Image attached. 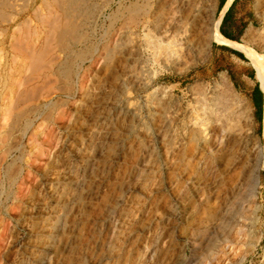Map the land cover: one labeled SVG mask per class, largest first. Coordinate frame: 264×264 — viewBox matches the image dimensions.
<instances>
[{"label": "rangeland", "instance_id": "rangeland-1", "mask_svg": "<svg viewBox=\"0 0 264 264\" xmlns=\"http://www.w3.org/2000/svg\"><path fill=\"white\" fill-rule=\"evenodd\" d=\"M41 1H18L28 7L14 25L0 20V264H264V142L234 77L240 69L260 85L251 55L264 60V0L240 6L252 23L239 42L245 60L210 41L205 59L183 50L171 66L149 45L153 18L167 8L189 23L194 1L78 0L85 40L37 70L11 35L31 20L37 37L26 41L41 46ZM200 7L208 34L216 0ZM64 57L68 76L58 71ZM24 90L32 101L13 103ZM217 96L232 104L244 141L196 111ZM129 105L134 116L121 111Z\"/></svg>", "mask_w": 264, "mask_h": 264}, {"label": "bare ground", "instance_id": "bare-ground-1", "mask_svg": "<svg viewBox=\"0 0 264 264\" xmlns=\"http://www.w3.org/2000/svg\"><path fill=\"white\" fill-rule=\"evenodd\" d=\"M18 1H20V0H0V20H2V21L5 20V22H7L8 24H13V23L15 24L17 22V18L19 16L21 17L22 13L28 7V6H24V7L19 6L20 4L19 5L17 4ZM25 1H28V0H25ZM77 1L78 0H42L41 1V3H44L48 9L47 10L48 15L46 17L41 16L40 18H38V22L44 28V30H43V42L41 43V46L39 44V46L34 47L33 43L30 44L29 41H26L27 39L31 38L32 36L37 37V33L35 31L36 29H34V26H32L31 20L25 19L24 22H22L21 24H18L16 26V28L13 30V33L11 35L13 37V39H16V40H17V38H23L24 39L23 44L20 43L17 46L14 45V50L17 47L18 51H20L24 55H26V57L30 61L29 62L30 65L33 68H35L37 70H39L40 68H43V69L44 68H48V69L52 68L53 64H55L57 59H59V57L55 53V50H59L61 53L65 54L66 51L70 49V46H77V45L79 46V43H81L82 41L85 40V38H84L85 33H84L83 25L80 24L79 22L75 21V19H74V17L76 15L84 12L83 9L81 8V7H83V5L80 7L78 4H81V3H78ZM182 1L183 2L194 1L192 13H191L192 15H191V19H190L189 23H182V21L179 18V15L177 14V11H171V9L161 8V9H159V11L156 12V16H154V18H153L152 30H154L155 33H153V34L149 33V34H151L150 37L152 39H154L153 41L149 42L151 49L153 48L156 51L155 54L159 55L160 57H163L169 66L173 65L172 59L179 57L182 54L183 50L190 52L196 48V52L200 51V52L204 53V59H205L207 57V55L209 54V51H210L209 50L210 49V41H215L216 43L228 46L229 48L234 49L236 51H240V52L246 51L247 52V48L244 45H242L240 43L230 42L228 40H225L219 34L218 27H219V24L221 21V16L219 17V19L217 21L216 20L211 21L210 29L208 30L209 31L208 34H206L205 30L203 31V27H202V23H201V19H200V17H201L200 4H201L202 0H181V2ZM231 1L232 0H228V4L231 3ZM51 2L57 3V7H59V9L62 12L61 18H63V22H61V18L59 15H55L56 14L55 12H54L55 14L54 13L50 14L51 13L50 12V10H51L50 9L51 8L50 3ZM76 3H78L77 4V6H79L78 8H76L77 6H75ZM27 4H29V3H27ZM64 5H66V8H63V7H65ZM29 8H30V6H29ZM226 8H227V6L225 7V9ZM84 10H85V8H84ZM10 11H11V14L9 13ZM39 12L40 11L37 10L34 13H35V15H38ZM44 12L45 11H43V13ZM148 12L149 11L147 9L146 15L148 14ZM6 18H7V20H6ZM75 18H77V17H75ZM188 24H189V26H191V28L192 27L194 28V31L196 32L195 33L196 36L199 35V42L197 44L198 46L197 45L195 46L192 43H189V40L186 37L185 33L188 30V28H187ZM149 29H151V28H149ZM250 32H251L250 29L247 30L246 36H248ZM6 33H7L6 31L1 30V34L5 35ZM77 56H81L80 51L77 52ZM62 59L63 60L60 64L58 71H59V73L66 74L68 76L70 73V70H71L69 65H68V63H69L68 57H64ZM251 60H252L253 66L256 70L258 82L262 87L263 98H264V60L260 59L256 55H251ZM65 89H68V87L65 86ZM30 92H31V89H30L29 93ZM29 93H27L26 90L19 92V93H16L15 97L13 98V101H14L13 103H15L17 101L18 103H16V104L19 105V102H20L19 99L21 97L27 98V96H29L28 100H30L33 94L32 93L29 94ZM36 94H37V92H36ZM22 100L23 99H21V102H22ZM25 100L27 101V99H25ZM30 101H32V100H30ZM23 102H24V100H23ZM205 102L206 101L203 100V103H205ZM197 103H198V105L195 107L197 112H200L201 114H204V115L207 114L210 119L214 120V122H217V121L221 122V120L223 119L226 126L232 124L230 126L234 127V129L232 130L233 133L235 135H237V137L241 141H244V139L246 138V134L239 127V122H238L239 116L236 115L232 104H230V102L228 104L227 100L224 98V96H217L215 99H213L212 103H210L208 106H205L203 103L199 104L198 100H197ZM14 105H12V106H11V104L9 105L12 107V110H13ZM9 106H8V108H6V106H4V108H3L4 109L3 110L4 111L3 112V116H4L3 119L6 117L5 115L8 112L7 110L10 111ZM217 106H223V108L225 109L226 112L224 113L223 116H220V114L218 113ZM20 107L21 106H19V108ZM30 108L32 109V107H30ZM5 109H7V110H5ZM16 109H18V107L15 106L14 110H16ZM35 109H36V107H35ZM35 109L33 108L32 110H35ZM27 110L29 111V109H27ZM17 111H19V112H16L15 114H13L14 115V119H13L14 121L12 122L11 128H14L15 126L17 127V124L19 122L18 120H20L22 113L20 112V110H17ZM121 111L124 114H128L130 116L135 115V110H134L133 106H131V105L122 107ZM10 114H11V112H10ZM220 117H222V119ZM28 123H29V121H28ZM261 125H262V127H264V117H263V124L261 123ZM4 129L6 130V128H4ZM228 129H231V128L228 127ZM262 137H264V131H263ZM0 141H2L1 137H0ZM1 157L2 156H0V158ZM260 161L264 162V157ZM2 167H3V161H2V159H0V176H1ZM13 169H15V168H13ZM6 177L11 179L10 178L11 176L9 175V173H6ZM257 182H258L257 175L254 174L253 178H252V182H251V187L256 186ZM54 229H55V227H52L48 234L53 233ZM4 230H6V229H4ZM44 248H45L44 250L46 252H48V250L50 249V247H48V246H46ZM37 263L38 264L42 263V260H37Z\"/></svg>", "mask_w": 264, "mask_h": 264}, {"label": "crops", "instance_id": "crops-1", "mask_svg": "<svg viewBox=\"0 0 264 264\" xmlns=\"http://www.w3.org/2000/svg\"><path fill=\"white\" fill-rule=\"evenodd\" d=\"M242 3V0H233L229 4L228 0H216V16H221L218 32L225 40H228L230 42H236L235 40H239L240 42L245 36L247 27L252 24L250 12H246V14L244 12H240V6L242 5ZM226 6L227 8L225 9ZM216 45L219 46V51L228 53L221 48L225 45H221L218 43H216ZM234 77L237 85L242 88V92L246 93L249 97L250 103L254 109V116L260 123L261 139L264 142V137H262L264 127H262L261 125V123L263 124L264 117L263 90L261 91V89H259L260 87L257 82L248 83L247 80H250V77H248V74L242 72L240 69L235 72ZM257 85L258 89L256 88Z\"/></svg>", "mask_w": 264, "mask_h": 264}, {"label": "trees", "instance_id": "trees-1", "mask_svg": "<svg viewBox=\"0 0 264 264\" xmlns=\"http://www.w3.org/2000/svg\"><path fill=\"white\" fill-rule=\"evenodd\" d=\"M235 41L236 42H239V40H235ZM221 48L224 49V51H227V52L235 55L237 58L242 59V60H245V58H244V56H243V54L241 52H238L236 50H233V49L228 48V47H225V46H222ZM259 87H260V89L262 91V88H261L260 85H259ZM256 88L258 89V85L256 86Z\"/></svg>", "mask_w": 264, "mask_h": 264}, {"label": "water", "instance_id": "water-1", "mask_svg": "<svg viewBox=\"0 0 264 264\" xmlns=\"http://www.w3.org/2000/svg\"><path fill=\"white\" fill-rule=\"evenodd\" d=\"M260 89V88H259Z\"/></svg>", "mask_w": 264, "mask_h": 264}]
</instances>
